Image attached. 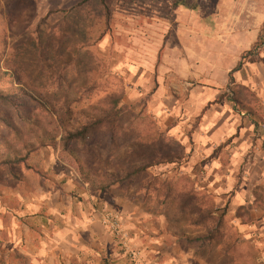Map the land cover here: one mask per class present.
<instances>
[{
  "label": "crops",
  "instance_id": "obj_1",
  "mask_svg": "<svg viewBox=\"0 0 264 264\" xmlns=\"http://www.w3.org/2000/svg\"><path fill=\"white\" fill-rule=\"evenodd\" d=\"M110 6L113 18L125 22L114 34L126 30L135 85L185 151L182 169L216 195L217 208L228 203L234 213L252 203L253 188L264 187V141L257 132L264 115V36L252 61L244 55L264 29V0H110ZM247 92L260 109L245 99ZM54 180L45 195L26 205L17 200L13 227L3 225L18 250L39 264H194L138 208L107 201L70 173ZM106 204L119 213L137 261L125 257L101 223L99 208ZM249 211V221L236 216V225L264 236V213Z\"/></svg>",
  "mask_w": 264,
  "mask_h": 264
},
{
  "label": "rangeland",
  "instance_id": "obj_2",
  "mask_svg": "<svg viewBox=\"0 0 264 264\" xmlns=\"http://www.w3.org/2000/svg\"><path fill=\"white\" fill-rule=\"evenodd\" d=\"M111 9L110 0H0V73L16 71L8 76L0 74L1 88L26 84L50 102V116H40V127L31 125L24 133L26 139L38 144V149L29 154L33 169L0 166V257L15 264H39L35 256L18 250L13 232L5 231L3 225L13 227L9 222L17 217V200L26 205L30 199L45 195L54 186V179L70 173L79 185L105 193L107 201L119 198L117 206L125 202L145 213L158 231L168 232L194 264L220 259L218 244L232 264H264V236L258 232L245 234L235 222L236 216L248 222L249 210L264 213V187H254L252 203L230 213L228 203L217 208L216 195L201 188L197 177L182 169L185 151L159 124L149 94H142L141 86L135 85L137 77L128 69L126 30L114 34L116 26L124 27L125 22L114 19ZM251 94L242 96L253 108L261 107ZM108 117L115 121L110 128L116 133L112 140L106 123L99 124ZM258 119L264 121V115ZM83 125L89 126L84 139H62L64 128L74 133ZM173 155L179 158L102 188L110 173L124 175L120 166ZM153 176L177 182L179 195L174 206L164 202V190L156 191L158 183ZM192 191L210 192L213 197L207 198L206 204L213 202L215 217L225 214L214 243L203 248L179 236L186 232L195 237L200 229L185 222L195 212L193 201L187 204ZM180 200L187 209L179 208ZM109 206L105 207L118 213Z\"/></svg>",
  "mask_w": 264,
  "mask_h": 264
},
{
  "label": "trees",
  "instance_id": "obj_3",
  "mask_svg": "<svg viewBox=\"0 0 264 264\" xmlns=\"http://www.w3.org/2000/svg\"><path fill=\"white\" fill-rule=\"evenodd\" d=\"M264 36V29L261 31V35L257 44L253 47L251 51L244 55V57L250 58L252 61L254 57H249L250 55L255 56L256 51L261 45L262 37ZM239 65L237 68H239ZM10 73L3 71L0 74L7 75L8 74H16V71L9 70ZM19 81L20 78H17ZM1 82V75H0ZM231 101H233L232 96L229 97ZM26 99V100H23ZM21 101V102H20ZM49 100L41 95L38 90L32 89L28 87L26 84L22 85H8L7 87L1 88L0 84V166L4 167H20L23 166L25 169H33V165L29 162V154L38 149V144L36 141H29L26 139L24 133L25 130L31 126L36 125L37 128L40 127L39 118L40 116L47 117L49 115ZM53 109V107H52ZM115 121H113L112 117H108L107 119L99 120V124L106 123L107 125V133L109 135V139L116 137V133L111 131V126ZM65 133V137L62 139H75L81 140L84 139L85 135L89 132V126H82L80 130L71 133L70 129H63ZM67 134V135H66ZM168 138V137H166ZM43 144V143H41ZM54 147L56 143L52 144ZM140 146V145H139ZM143 149V147L141 148ZM141 150L140 153H142ZM145 151H149L148 148L145 147ZM160 153L157 152V155ZM177 155H173L172 158L163 157L156 160L151 159L148 162H141L136 165H127L120 166L121 170L124 169V175L120 177L119 173H110L108 175L107 181L104 183L102 188H106L114 183L124 181L127 178H131L138 175H144L148 172V168L150 166L159 165V164H167L173 162V159H178ZM12 172V171H11ZM13 175L15 178H19V175L13 171ZM154 177V182L158 183V188L156 187V191L164 190V202L169 201V203L175 205L176 197H178L179 192L175 189V185L177 182H172L169 179L158 180L157 177ZM184 181V180H183ZM81 182H85L81 180ZM149 186V185H148ZM100 188V189H102ZM158 196V193H157ZM190 200L188 199L187 204L191 201V207L194 208L195 212L191 213L190 216H187L186 225H193L197 229L200 228L196 232V236L192 237V234L182 232L179 236L185 238L188 243L199 244L201 248L207 246V244L214 243V236L218 233L219 227L223 226L225 223L224 213L220 214L218 217H215V211L213 207V202L209 205L206 204L207 198H212L213 195L208 191H192L190 193ZM210 201V200H209ZM181 200L178 203L179 208L187 209L186 206H181ZM167 203V202H166ZM207 205V206H206ZM191 208V209H192ZM183 214H187V212L182 211ZM189 215V213H188ZM224 228V227H223ZM218 251L221 255V258H217V261L211 262L207 260V264H232V261L228 260V255L226 251H224V247L222 248L217 245ZM0 264H15L11 263L9 260H6L3 255L0 257Z\"/></svg>",
  "mask_w": 264,
  "mask_h": 264
},
{
  "label": "built area",
  "instance_id": "obj_4",
  "mask_svg": "<svg viewBox=\"0 0 264 264\" xmlns=\"http://www.w3.org/2000/svg\"><path fill=\"white\" fill-rule=\"evenodd\" d=\"M258 137L264 141V121L257 124ZM101 223L113 235L115 242L119 249L125 254L127 258L135 262L139 258V250L131 247L128 239V233L124 229L120 215L107 207L99 209Z\"/></svg>",
  "mask_w": 264,
  "mask_h": 264
}]
</instances>
